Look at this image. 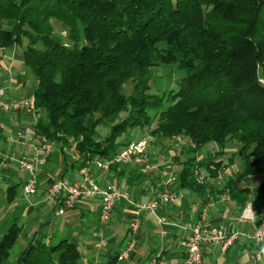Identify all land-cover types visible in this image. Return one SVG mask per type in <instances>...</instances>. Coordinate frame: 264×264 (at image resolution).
<instances>
[{
    "label": "trees",
    "instance_id": "1",
    "mask_svg": "<svg viewBox=\"0 0 264 264\" xmlns=\"http://www.w3.org/2000/svg\"><path fill=\"white\" fill-rule=\"evenodd\" d=\"M24 42L35 132L72 150L78 169L111 157L137 131L153 141L181 135L194 146L181 145L179 184L204 194L234 142L246 184L230 175L220 189L241 205L264 198V178L248 183L264 171V0H0V48ZM161 65L183 75L153 93L151 71ZM208 145L217 149L199 158ZM41 230L15 264L77 263L76 243L47 245ZM18 233L13 224L0 238V264Z\"/></svg>",
    "mask_w": 264,
    "mask_h": 264
},
{
    "label": "crops",
    "instance_id": "2",
    "mask_svg": "<svg viewBox=\"0 0 264 264\" xmlns=\"http://www.w3.org/2000/svg\"><path fill=\"white\" fill-rule=\"evenodd\" d=\"M24 44L0 48V86L7 98L25 97L33 92L35 86V79H30L22 64ZM34 121L23 112L0 110V127L5 136L0 142V150L10 157L5 166L0 168V238L13 224L19 230L15 246L5 264H15L18 252L40 228L47 245L60 240L76 243L79 253L76 264H152L151 260L156 254H160L164 264H186L184 240L190 227L199 221L203 210L208 223L237 231L238 237L226 251H222L215 243L205 244L200 264H264V241L258 247V262L252 263L250 252L253 245L245 235L252 233L253 225L239 218L247 203L258 207L264 205V198L249 197L244 205L235 202L227 189H220L224 184L220 185L223 180L220 173L227 172L226 168L219 172L215 180L208 178L210 187L204 190V194L181 187L177 176L181 153H171L169 150L167 160L161 159L158 163L159 157L154 150L158 142L152 138L150 144L147 142L149 163L153 166L150 169L129 163L113 165L115 168L111 166L105 171L89 167V174L95 181L113 183L127 196L116 201L106 222L99 220L98 196L80 198L72 208L57 214L59 203L56 198H47L46 191L54 179L80 178L77 162H74L76 156L72 150L63 153L54 141L46 164L37 172L36 191L26 193L23 185L28 173L19 169L16 159L22 154L32 157L39 145L40 134L35 132ZM20 130L27 135L26 143L10 141V137ZM170 177L172 179L168 187L176 193L174 202L160 204L153 212L136 208V203L154 199L159 183ZM236 184L241 186L246 183L239 179ZM135 216L139 223L131 236L129 223ZM160 216L172 223L165 236L160 234ZM257 222L255 218L254 223ZM131 238L134 240L133 251L126 259L118 260V253Z\"/></svg>",
    "mask_w": 264,
    "mask_h": 264
},
{
    "label": "built area",
    "instance_id": "3",
    "mask_svg": "<svg viewBox=\"0 0 264 264\" xmlns=\"http://www.w3.org/2000/svg\"><path fill=\"white\" fill-rule=\"evenodd\" d=\"M0 110L15 113L23 112L30 117H34L33 92L25 97L17 99L7 98L5 90L0 86ZM33 124H35V121ZM38 137L39 145L35 148L32 157H29L27 154H22L16 159L19 169L28 173V178L23 185V189L29 194L36 191L37 172L46 164L48 155L51 153L54 144L53 140H49L43 135H38ZM172 138L174 141L184 143L187 146H194L190 140H184L181 135H174ZM26 140L27 135L22 130L18 131L15 136L10 137V141L12 142H25ZM8 158L10 157L0 150V168L5 166ZM126 163L143 167L144 169L153 167L149 163L147 141L144 138L129 141L111 157L87 160L85 164L79 168L78 173L80 174V178L77 180H70L63 177L54 179L46 191V197L57 199L59 205L56 213L62 214L67 209L72 208L78 199L98 196L100 198L99 220L101 222H106L112 214L116 201L123 197L127 198V196L113 183H98L95 181L89 174V167L93 166L94 168L105 171L113 165ZM194 176L198 182H203L207 179L200 169L197 168L194 170ZM171 179L170 177L168 180L160 182L156 197L146 203H136V208H145L153 212L160 204L174 202L176 193L168 187V182ZM249 207H251L252 216L246 214ZM239 218L253 225L252 233L245 236L253 245L250 252V260L252 263H257L260 258L258 247L264 241V205L254 207L251 202L247 203L242 209ZM255 218L258 219L257 223H254ZM158 221L160 225V234L165 236L172 223L163 216H160ZM138 223L139 220L136 216L129 223V232L131 236L134 235ZM237 237V231L208 223L205 217V210H203L199 221L190 227V232L184 240V245L186 247L185 263L200 264L202 259V248L205 244L212 242L217 244L222 251H226ZM133 248L134 240L131 238L118 253L117 259L123 260L129 257ZM151 262L152 264H164L160 254H156Z\"/></svg>",
    "mask_w": 264,
    "mask_h": 264
},
{
    "label": "rangeland",
    "instance_id": "4",
    "mask_svg": "<svg viewBox=\"0 0 264 264\" xmlns=\"http://www.w3.org/2000/svg\"><path fill=\"white\" fill-rule=\"evenodd\" d=\"M54 27L58 29V24H54ZM30 76V79H34L32 73L29 71V69L25 68ZM183 75L182 70H177L173 66L170 65H161L157 66L152 69L151 71V77H150V88L151 92L153 93H161L163 90L167 88L174 87L176 84V81ZM34 81V80H33ZM131 83H128L126 85V89H130ZM33 120H36V115L34 117H31ZM136 139H141L144 138L149 144H150V139L148 135L143 133L142 131H137L134 133V137ZM156 145H155V151L157 152V162L159 163L160 160H167L166 155H168V151L171 150V153L175 152L176 154L181 153V158L184 157V151L181 150V142L174 141L173 138L170 140H155ZM153 143V142H151ZM180 145V146H179ZM217 149L215 145H208L203 147L201 150H199V158H203L206 156H212L214 150ZM182 151V152H181ZM239 151V146L234 143L230 142L227 144L225 147V150L222 155H218V159H222L223 163L227 164L226 170L227 172L220 173L222 177L221 184L225 183L226 177L230 175H235L237 178L236 180L243 179L241 172H242V166H241V160L240 156L238 154ZM231 158V159H230ZM230 159V160H229ZM173 161V159H172ZM170 163V162H169ZM166 164V162L164 163ZM170 164H173L172 162ZM225 170V169H224ZM202 172L203 169L201 170ZM205 173V172H204ZM264 178V171L258 173L257 175L248 178V183L251 185H255L258 181Z\"/></svg>",
    "mask_w": 264,
    "mask_h": 264
},
{
    "label": "clouds",
    "instance_id": "5",
    "mask_svg": "<svg viewBox=\"0 0 264 264\" xmlns=\"http://www.w3.org/2000/svg\"><path fill=\"white\" fill-rule=\"evenodd\" d=\"M246 214L249 215V216L253 215L252 212H251V207H249V209L247 210ZM262 251H264V249H262Z\"/></svg>",
    "mask_w": 264,
    "mask_h": 264
}]
</instances>
